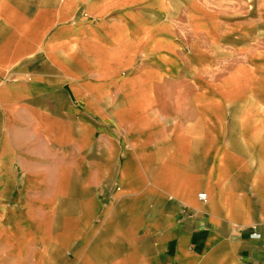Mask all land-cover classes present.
<instances>
[{
  "label": "crops",
  "instance_id": "1",
  "mask_svg": "<svg viewBox=\"0 0 264 264\" xmlns=\"http://www.w3.org/2000/svg\"><path fill=\"white\" fill-rule=\"evenodd\" d=\"M0 264H264V0H0Z\"/></svg>",
  "mask_w": 264,
  "mask_h": 264
},
{
  "label": "built area",
  "instance_id": "2",
  "mask_svg": "<svg viewBox=\"0 0 264 264\" xmlns=\"http://www.w3.org/2000/svg\"><path fill=\"white\" fill-rule=\"evenodd\" d=\"M198 198H199V200L202 201V202H207V201H208V195H207V193H205V192L200 193V194L198 195ZM252 237H254V238H259L260 235L257 234V233H253Z\"/></svg>",
  "mask_w": 264,
  "mask_h": 264
}]
</instances>
